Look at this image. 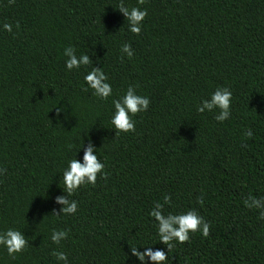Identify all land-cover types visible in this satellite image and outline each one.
<instances>
[{"label":"trees","instance_id":"obj_1","mask_svg":"<svg viewBox=\"0 0 264 264\" xmlns=\"http://www.w3.org/2000/svg\"><path fill=\"white\" fill-rule=\"evenodd\" d=\"M118 3L0 0V231L18 229L29 241L15 260L0 248V264H63L53 250L68 264H140L130 247L167 251L148 216L165 194L166 213L194 208L211 225L209 237L193 234L166 264H264V220L243 203L264 197V0H146L139 36ZM124 43L134 56L122 62ZM68 46L108 74L107 101L82 90L91 66L67 71ZM129 85L151 103L134 117L135 133L117 138L112 100ZM217 87L233 93L222 123L216 111L196 110ZM89 139L109 178L82 187L71 197L78 212L57 218L62 172L70 159L83 162ZM53 229L68 239L53 244Z\"/></svg>","mask_w":264,"mask_h":264},{"label":"clouds","instance_id":"obj_2","mask_svg":"<svg viewBox=\"0 0 264 264\" xmlns=\"http://www.w3.org/2000/svg\"><path fill=\"white\" fill-rule=\"evenodd\" d=\"M16 0H8L9 5L15 4ZM146 0H137V6L129 8L125 5L124 0H119L116 8L123 14L125 21L128 24V31L135 36H139L142 32V25L145 21L148 10L141 8ZM16 29H20L19 22L15 25ZM13 26L10 23L3 24V30L12 33ZM120 52L122 53L120 59L123 62L124 56L132 59L134 51L130 43H124ZM63 55L67 57L65 60V67L67 71L79 70L81 67L88 68L87 74L84 75V83L87 85L82 90L88 92L100 101H107L113 95L112 85L108 82L109 76L102 67H95L93 60L87 53H82L79 56L76 54V49L73 46H68L64 49ZM233 93L228 87H217L210 98L204 99L197 106L198 113H205L216 111L215 120L217 122H224L231 116ZM151 100L148 96L137 94L136 86L129 85L126 91L119 98L112 100L113 112L110 118V123L115 131V137H119L121 133H135L136 121L134 117L141 113L147 112ZM64 111L62 107L56 108V116L59 118ZM246 138H251L253 132L248 129L244 132ZM246 147L247 145H242ZM69 149L72 145H68ZM83 162L76 157L67 162V167L62 172V177L59 183L62 185L63 195L55 197V203L62 205L57 210H53L52 215L57 218L61 216H73L79 210V202L71 199L82 187H95L98 178L107 180L109 173L105 170V163L101 162L96 154L97 149L92 141L89 139L85 146L83 141ZM80 148V150H81ZM79 150V151H80ZM7 172L6 168H0V175ZM197 203L203 205V197L197 199ZM244 206L250 210L255 209L259 211V219L264 220V197H254L251 194L243 201ZM166 206H172V198L165 194L162 200L154 203L148 216L153 221V226L156 229V236L159 243L163 244L167 251L162 249H153L151 246H144V250L140 251L138 246L130 247L131 256L136 257L140 264H166L169 259L168 254L173 251L177 245L187 244L191 240V236L195 233H200L203 238L209 237L210 222L206 221L199 212L194 209H188L186 212L174 213L167 212ZM69 236L68 230L53 229L51 233V241L53 244L59 246L61 241L67 240ZM29 247V241L26 239L24 232L8 228L0 231V248L6 250L7 255L15 260L18 254H22ZM51 255L55 257L58 262L68 264V254L63 251L53 250Z\"/></svg>","mask_w":264,"mask_h":264}]
</instances>
